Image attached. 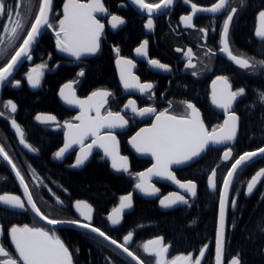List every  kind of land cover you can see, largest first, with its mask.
Returning a JSON list of instances; mask_svg holds the SVG:
<instances>
[{
  "label": "snow or ice",
  "instance_id": "1",
  "mask_svg": "<svg viewBox=\"0 0 264 264\" xmlns=\"http://www.w3.org/2000/svg\"><path fill=\"white\" fill-rule=\"evenodd\" d=\"M184 2L187 4L189 0H184ZM33 3L34 0H23V3L10 6L5 3V0H0V16L6 17L8 21L2 25V33H0V55H5L8 49L17 40L21 39L20 34L25 32L26 22H30V27L26 29V35L22 36V42L15 48L14 53L11 54L10 59H7L3 67H0V85H5L9 82L12 83L13 87L20 85L21 82L19 80H12L13 73L24 60L32 61V50L46 29H50L54 33L57 50L74 57L76 60H80L84 55H95L100 50L101 37L105 25L100 22L95 14H108V10L102 3V0H88L87 3L81 2V0H64L63 15L58 19V23L56 24L52 22L54 0H38V10L35 11L34 19L28 21L27 17L32 12ZM131 3L136 5L141 11L147 12L149 18L147 23L144 24V28L150 31L154 27L153 15L162 9H168L173 5L174 0H159V3H146L145 0H131ZM240 3L243 6L244 0H240ZM229 4L230 0H215L214 3L206 7H198L196 3H191L190 14L181 15L180 21L186 28H193L194 18L197 14L201 12L210 13L215 17L226 11ZM21 8H23V11H18ZM237 11L236 7H231V10L227 12V16L223 20L219 51L225 54L226 58L240 70H245L246 75H255L258 71L264 70V59L255 60L237 56L230 49V25ZM257 21L254 35L261 41H264V9L258 12ZM124 23L125 20L115 14L111 15V18L108 20V24L112 29H116ZM199 31L206 36L208 29L200 28ZM148 44V40L142 41L135 48V54L145 58L147 64L154 69L170 71L169 65L161 63L158 59L148 58ZM114 51L117 53L116 65L120 71V80L124 89H135L141 94H150L154 85L150 82L141 83L138 77L133 75L131 71L135 67L133 61L121 57L119 55V48H115ZM176 51L179 52L181 49H176ZM184 55L188 61L185 65L186 69H193L191 74L196 76L198 73L195 71L196 65L192 63V50L188 49ZM46 67V64L41 63L29 69L26 78L32 88L40 86V77L43 75V69ZM84 74V71L81 70L77 75L84 76ZM261 74H264V71ZM66 90L68 91L66 92ZM245 94L246 89L244 87L233 90L228 76L220 75L212 81L211 103L216 108L223 110L226 119L222 125L213 127L210 131L205 126L199 110L191 102H182L187 110L186 114L176 115L170 113L167 109L157 112L151 106L137 108L136 102L129 100L125 105V109H130L134 115L144 117L155 114V120L152 125L149 128L140 129L129 141L138 153L149 154L155 160V163L146 172L137 174L139 181L135 184V188L146 196L155 195L158 189L149 183V179L152 176H157L172 181L184 193L195 197L197 195V184L192 180L181 182L173 174L170 166L187 164L194 158L199 157L210 146L231 145L237 137L239 122V117L233 110V104ZM60 96L66 104L78 106L80 114L74 118L79 121L78 124L65 122L64 127L67 129L64 133L65 142L63 147L54 153V157L56 159L62 158L73 145L78 144L80 145V152L77 154L72 167H80L88 160L92 149L99 147L103 149L104 155L112 160V167L116 171L129 172L128 158L119 154L118 141L112 131L114 129L125 128L129 121L119 112L107 111L106 114L101 113V108L107 103V98L112 96V93L107 90H97L92 92L87 99H79L76 97L73 84L70 82L62 86ZM149 98H152L151 95H149ZM259 101L264 103V91L259 92ZM169 106L171 107V104ZM3 107L10 113L17 112V105L11 99L4 102ZM92 112L95 113L94 116L90 115ZM4 116L5 113L0 112V117ZM35 119L40 123L55 122L56 120L52 115L42 114H38ZM10 124L19 138V143L32 152L37 151L26 142L24 130L15 118H11ZM101 129L108 131L101 135ZM89 137L92 138V141L85 146L84 142ZM232 155V149L228 147L223 152L222 159L228 161ZM258 156L264 157V147H259L253 151H245L235 158L223 178L222 186L219 188L216 264H221L223 255L226 212L229 206V191L233 184V178L241 168L251 164ZM0 157L11 166V170L18 180L24 196L22 200L19 195H0V205L5 210H23L27 204L36 217L41 221H45L47 225L52 226V229H46L45 227H30L28 225L19 227L13 225L8 230V235L15 249V258L0 242V258H3L0 259V264H74L73 252L70 251L65 242L53 230L61 224H68L95 233L117 249H120L135 264H145L138 255L127 247L133 239V232H128L123 236V242L118 243L116 239L111 238L100 228L93 226V209L87 202L76 201L74 203V208L79 213V219L61 220L49 218L37 206L24 174H22L21 170L2 146H0ZM31 174L35 177V170H32ZM215 176L216 169H212L211 174L207 176V187L209 190L215 191L217 189ZM262 181H264V168L257 170L247 181L244 194H253ZM58 203H62V201L58 200ZM159 203L164 208H171L180 204L188 205L189 201L185 195L173 192L169 196L160 199ZM237 203V199L233 197L230 206L235 208ZM132 206L131 193L121 196L119 206L112 209V212L107 216V220L112 226L119 225L124 211L131 209ZM260 231L264 232V227ZM0 235H3L2 228H0ZM168 247L160 237L151 239L142 245L143 252L155 258V264H201V257L205 255L208 246L205 245L201 248L199 256L194 261L191 254L180 255L169 261L167 259ZM230 264H243L240 254H236L231 259Z\"/></svg>",
  "mask_w": 264,
  "mask_h": 264
},
{
  "label": "flooded vegetation",
  "instance_id": "2",
  "mask_svg": "<svg viewBox=\"0 0 264 264\" xmlns=\"http://www.w3.org/2000/svg\"><path fill=\"white\" fill-rule=\"evenodd\" d=\"M81 2H88V0H81ZM146 3H159V0H145ZM215 0H189V3H185L184 0H177L173 6L169 9L161 11L153 15V24L154 27L152 30H147L144 28V24L147 23L148 14H143L141 12L136 11L129 0H102V3L108 10V14H95L101 23L105 25L104 32L101 37L100 50L95 55H84L80 58V60H76L74 57L68 56L65 53H61L57 50L55 46V36L52 30L46 29L44 33L40 36L38 43L35 45L32 50V61L24 60L23 63L19 66L16 72L13 74L12 80H19L21 83L18 87H13L12 83H6L0 90V112H4L5 116L0 117V146L4 147L8 152L10 157L13 159V162L17 165V167L21 170L22 174H24L25 179L29 185V189L33 195L34 201L37 203V206L41 209V211L49 216V218L61 219V220H71L78 219L73 211L72 204L75 201H84V200H74L72 202H68L66 199V191L63 187L57 186L54 183H50L49 180H46V177L50 178L48 172H45V181L44 187H37V179L31 174L32 170H35V159L40 157L39 149L31 142L30 135L32 132L36 131L38 135H42L46 138L47 143L53 137L59 139L56 146L52 149V152L49 155V159L53 161L55 164L62 165L65 170L68 167L71 170H80L90 159L96 158L103 163L106 164L108 171L112 174L123 175L127 177L132 173V170H136L134 176V184L132 191L129 192L132 194V210L130 213H126L122 215L121 223L117 226H112L110 222L107 220L108 214L112 212V209L109 210L104 216L96 217L95 210L93 209V220L92 224L96 227L98 222L102 223L105 229L110 232H119L121 229L122 223L125 221V217L132 213L134 209V198L137 197L143 201L144 200L139 196L133 194L134 186L137 183V174L145 169H147L151 162L145 159L137 158L133 152L129 149L127 145L128 139L135 134L141 128L148 127L151 125L153 119L155 118V114L148 119L146 117H140L134 115L130 109H127V112L123 111V108L128 103L129 100H134L136 102L137 108L144 107H154L157 112L164 111L167 109L170 113L176 115L186 114L185 105L182 102H191L193 103L201 114V118L205 123V126L210 131L213 127H218L222 125L226 116L222 109L216 108L211 103V93H212V81L220 75L228 76L230 80V84L232 85L233 90H237L234 83V74L237 71H245L240 70L237 66L231 63L225 54L220 53L219 51V41H220V32L222 29L223 20L227 16V12L231 10V7H236L238 9L237 13L234 16V19L230 25L229 31V42L230 49L234 55L242 56L244 58H249L244 56L241 53V49L235 44L232 36L233 25L239 18V14L241 10L244 8V4L248 2V0H244L243 6H241L240 0H230L229 7L222 14L217 16H213L210 13H199L194 18V27L186 28L180 21L181 15L190 14L191 12V3H196L198 7H206L210 6L214 3ZM5 3L10 6H15L17 3H23V0H5ZM64 0H54L53 3V15L52 22L53 24L58 23V19L62 17L63 13L61 12ZM38 10V0H34L32 6V12L28 14V21L34 19L35 11ZM18 11H23V8L18 9ZM118 15L125 20L123 25L118 26L116 29H112L108 24V20L111 18V15ZM258 14V13H257ZM254 19V28L252 30V39L256 42H263L258 40L254 36L256 17ZM7 18L0 16V33H2V25L7 23ZM30 27V22H26L25 24V32L21 33V39L17 40L14 45H12L9 49L12 50L11 54L14 53L16 47H18L19 43L22 42V36L26 35V29ZM200 28L208 29L207 35L200 32ZM137 33V38H135L132 43H130V39L132 37L133 32ZM125 34V36H124ZM170 39V47L168 51L162 53L161 46L162 42L167 38ZM148 40V58L158 59L161 63L167 64L170 67V71L158 70L150 67L145 58L139 57L135 54V48L139 46V44ZM42 41H44L46 47L45 51H43L39 46L42 45ZM128 41V42H127ZM43 46V45H42ZM38 47V48H37ZM115 48H119V55L126 59H131L135 67L131 70L133 75L138 77L141 83H152L154 85L150 94H141L139 91L135 89H130L128 92L121 86L117 70L115 67V61L117 59V53L114 51ZM176 49H181V51H176ZM191 49L193 53L192 63L196 65L195 71L198 73L196 76H193L191 72L193 69H186L185 65L188 62L184 53ZM103 50L110 52L111 58V67L113 70L114 82L116 85L107 86L100 85L91 88L84 87V76H78L77 74L83 70L84 73L89 65V63L100 58ZM211 50V52H209ZM11 54L7 59H10ZM250 59V58H249ZM7 62V60H6ZM5 62V63H6ZM4 63V64H5ZM44 63L47 65L46 68L43 69V75L40 77V86L37 88H32L26 78V74L28 73L31 67H34L36 64ZM0 60V67H3ZM71 69L72 74L69 78L64 79L58 82L54 88V98L58 105V109L55 112L51 111H27L21 108L22 104L25 102H31V98L33 97L39 99L45 95L50 87V82L47 80L49 77L54 75L58 69ZM73 84V90L75 95L79 99H86L92 92L97 90H107L112 93V96L107 98V103L104 104V107L101 108V113L106 114L107 111L119 112L121 115L125 117L126 120L129 121L128 125L125 127V131L116 133V138L119 144V153L121 156L128 158L129 172L127 173H115L109 166V163L105 161L102 155L98 152H93L89 155L88 160L80 167L74 168L72 167L75 157L80 151V145H76V149L66 154L64 157L60 159H56L54 157V153L57 152L64 144V133L66 128L64 127L65 122H70L72 124H78L79 121L74 118L80 114V110L78 109H68L61 105L58 94L63 85L66 83ZM151 95V99L149 98ZM36 96V97H35ZM11 99L17 105V112L10 113L4 107L3 104L7 100ZM38 99H35L37 101ZM171 104V107L169 106ZM238 101L233 104V110L236 112V106ZM38 114L42 115H52L56 118L55 122L49 123H40L35 117ZM237 114V113H236ZM90 115H95L94 112L90 113ZM11 118H15L21 128L24 130L26 142H28L33 148L37 151L28 152L25 151L20 143L19 138L17 137L15 130L11 128L10 120ZM239 129V122H238ZM239 133V131H238ZM105 133H101L103 135ZM238 137V135H237ZM237 139V138H236ZM92 141V140H91ZM91 141L85 142V146L90 144ZM236 142V140H235ZM235 145V143H234ZM234 145L231 147L233 149ZM228 148V147H227ZM218 151L220 154V158L222 161V154L226 150L225 149H208ZM205 152V154L207 153ZM204 154V155H205ZM204 155L202 157H204ZM201 157V158H202ZM200 158V159H201ZM200 159L195 161L194 163L173 170V174L176 176L177 173H181L186 170L189 166L197 163ZM147 162L148 165L144 168H141L143 163ZM30 166V167H29ZM230 167V166H229ZM241 170V169H240ZM239 170V171H240ZM238 171V172H239ZM227 172V171H226ZM211 174V172L209 173ZM208 174V175H209ZM226 174V173H225ZM224 174V176H225ZM238 174V173H237ZM236 174V175H237ZM235 175V177H236ZM223 176V178H224ZM177 177V176H176ZM234 177V179H235ZM0 195H19L21 199H24V196L14 179L12 174L11 166L8 165L5 161H3L2 157H0ZM218 172L216 171L215 181L216 184L218 182ZM222 178V181H223ZM178 179V178H177ZM233 179V182H234ZM179 180V179H178ZM181 182H186L188 180H180ZM221 181V184H222ZM220 184V187H221ZM156 188L158 189V193L155 199L149 201H155L156 208L160 212L172 211L174 209L186 208L189 207L190 203L195 199L189 198L188 205H176L166 210H161L158 207V200L166 194L173 193L174 190L163 184L154 183ZM219 187V188H220ZM232 187V186H231ZM246 187V186H245ZM205 188L209 195H212L216 192V190L212 193L209 192L207 187V178L205 182ZM231 190V189H230ZM36 192L40 193V196L36 194ZM127 193V194H129ZM245 193V188L244 192ZM126 194V195H127ZM125 196V195H124ZM230 197V191H229ZM245 197V194H244ZM251 197V196H250ZM245 197V198H250ZM218 198H219V190H218ZM62 201V203H58ZM86 202V201H84ZM120 198L118 200L119 205ZM26 204V201H25ZM90 205V204H89ZM114 207V208H115ZM218 207V205H217ZM22 227L24 225H28L30 227H45L38 220L35 219L33 214L30 212L27 204L25 209L17 210V209H7L5 210L2 205H0V228L3 229V235H0V242H2L5 249L13 255L15 258V249L11 244L10 237L8 235V230L13 226ZM46 229H50L45 227ZM64 229L70 228H60L53 229L56 234L62 239L61 231ZM75 230V229H72ZM127 230V229H126ZM123 232L126 235L128 232ZM78 232L84 233L90 237L95 238L94 236L81 231L76 230ZM123 235V236H124ZM122 236V238H123ZM160 237V236H159ZM118 243H122L123 239L119 235ZM157 238V237H156ZM162 238V237H160ZM98 240L97 238H95ZM163 239V238H162ZM100 241V240H98ZM149 241V240H148ZM104 244L102 241H100ZM132 242V241H131ZM131 242L127 245L129 248L131 246ZM147 241H143L139 244L135 245L136 255H138L141 260L145 262V264H155V258L148 256L143 252L142 245ZM164 243V241H163ZM166 244V243H164ZM107 246L106 244H104ZM168 245V253L167 259L170 261L171 259L180 256V255H188L191 254L193 261L197 256H199L200 250L197 253L187 252V253H177L171 255V248ZM208 246V245H207ZM110 248L113 253L115 252L116 258H123L126 260L123 264H131L125 257H123L116 250ZM210 252L209 246L205 252V255L201 257V264H204L206 256ZM213 252V250H212ZM114 253V254H115ZM213 254V253H212ZM3 259V258H0Z\"/></svg>",
  "mask_w": 264,
  "mask_h": 264
},
{
  "label": "trees",
  "instance_id": "3",
  "mask_svg": "<svg viewBox=\"0 0 264 264\" xmlns=\"http://www.w3.org/2000/svg\"><path fill=\"white\" fill-rule=\"evenodd\" d=\"M264 9V0H248L238 15L239 18L233 25L232 36L235 44L241 49V53L250 59H264V41L256 42L252 39L255 15ZM138 32H133L130 43L137 38ZM125 36V34H124ZM128 42V41H127ZM170 39L162 42V53L168 51ZM43 45V46H42ZM39 46L45 51V43ZM38 48V47H37ZM8 49L5 55H0L4 64L12 53ZM1 64V65H2ZM260 70L255 75H246L245 71H237L234 74L236 89L244 87L246 94L239 98L236 113L239 117V133L232 149V157L228 161H222L218 151L209 150L197 163L189 166L176 176L179 180H192L197 184V195L189 207L160 212L155 201H143L134 198V209L125 217L119 232H110L98 222L100 228L111 238L118 241L125 232H133V239L129 249L136 253L135 245L143 241L162 237L164 243L171 248V255L177 253H197L205 245L210 252L206 256L204 264H213V240L216 226L218 190L224 173L231 163L245 151H253L264 146V103L259 101V92L264 91V74ZM71 69H58L47 80L50 82L48 91L40 99L25 102L21 106L27 111H51L55 112L58 105L54 98L56 84L71 76ZM100 85L114 86L113 70L111 67L110 52L103 50L99 59L90 62L84 76V87L91 88ZM36 97V96H35ZM31 142L39 149L40 157L35 159V178L37 187L43 188L45 172L50 183L63 187L66 191L68 202L84 200L90 204L96 217L104 216L109 210L118 204L121 196L132 191L134 174L127 177L116 175L108 171L106 164L92 158L80 170H64L62 165L55 164L49 159L52 149L59 139L51 138L47 143L46 138L38 135L36 131L30 135ZM55 149V148H54ZM148 165L144 162L141 168ZM260 168H264V157L242 168L236 175L230 190L229 206L227 208L225 240H224V264L240 254L243 264H264V181L250 198L244 197V188L251 176ZM216 169L218 182L216 192L209 195L205 188L208 174ZM40 196L39 192H36ZM237 199V206H230L231 199ZM63 242L73 252L74 264H123L126 260L116 258V253L102 244L100 241L84 233L72 229L61 231ZM78 250V251H77ZM116 255V256H114ZM124 261V262H123Z\"/></svg>",
  "mask_w": 264,
  "mask_h": 264
},
{
  "label": "water",
  "instance_id": "4",
  "mask_svg": "<svg viewBox=\"0 0 264 264\" xmlns=\"http://www.w3.org/2000/svg\"><path fill=\"white\" fill-rule=\"evenodd\" d=\"M130 1V3H131V0H129ZM177 0H174V3L176 2ZM87 3V2H86ZM174 3H173V5H174ZM131 5H132V7L136 10V11H138V12H141V13H143V14H147V12L146 11H141L136 5H133L132 3H131ZM173 5H171V6H173ZM170 6V7H171ZM169 7V8H170ZM168 8V9H169ZM62 9H63V6H62ZM164 10H166V9H162L161 11H164ZM160 11V12H161ZM61 12L63 13V11L61 10ZM159 13V12H158ZM257 23H258V21H257V17H256V24H255V28H256V26H257ZM255 36V35H254ZM40 38V37H39ZM256 39H258L257 37H255ZM258 40H260V39H258ZM34 49V48H33ZM23 63V62H22ZM21 63V64H22ZM20 64V65H21ZM19 65V66H20ZM19 66L17 67V69L19 68ZM115 67H116V70H117V75H118V80H119V82H120V84H121V86L123 87V84L121 83V80H120V71H119V69H118V67H117V65H116V61H115ZM16 69V70H17ZM133 69V68H132ZM131 69V70H132ZM16 70H15V72H16ZM14 72V73H15ZM13 73V74H14ZM3 87V85H0V90H1V88ZM62 88V87H61ZM124 88V87H123ZM68 90H66V92H67ZM126 92H128V90H126ZM58 98H59V101H60V103H61V105H63L64 107H66V108H68V109H78V110H80L79 109V107L78 106H75V105H68V104H66L65 102H64V100H62L61 99V96H60V91H59V94H58ZM87 99V98H86ZM123 111L124 112H127V109H125V107L123 108ZM152 116V114L151 115H148V116H144V117H146L145 119H148V118H150ZM143 117V118H144ZM155 120V118L153 119V121ZM153 121H152V123H153ZM152 123H151V125H152ZM150 125V126H151ZM150 126H148V127H144V128H149ZM142 129V128H141ZM140 130V129H139ZM138 130V131H139ZM65 131H67V129L65 130ZM108 130H106V129H101V133H106ZM113 131V133L114 134H116V133H118V132H123V131H125V128H123V129H114V130H112ZM138 131H136V132H138ZM238 131H239V129L237 130V135H238ZM136 132H135V134H136ZM134 134V135H135ZM134 135H132V136H134ZM131 136V137H132ZM131 137L128 139V141H127V145H128V147H129V149L133 152V154L137 157V158H139V159H145V160H148V161H150L151 162V165L147 168V169H149V168H151L152 167V165L155 163V160L153 159V157L151 156V155H149V154H142V153H138L137 151H136V149L129 143V141H130V139H131ZM237 138V137H236ZM91 141L92 140V138L91 137H89L87 140H85V142H87V141ZM236 140V139H235ZM64 142H65V135H64ZM84 142V143H85ZM234 143H235V141H233L232 142V144L231 145H213V146H210L208 149H225V148H227V147H232L233 145H234ZM21 145V144H20ZM64 145V144H63ZM87 146V145H86ZM21 147L25 150V151H28V152H30V153H32L30 150H28V149H26V148H24L23 147V145H21ZM63 147V146H62ZM262 147H264V146H262ZM76 149V145H73L72 146V148H70L65 154H64V156L66 155V154H68V153H70L71 151H74ZM118 149H119V144H118ZM207 149V150H208ZM206 150V151H207ZM205 151V152H206ZM80 152V151H79ZM78 152V153H79ZM93 152H98V153H100L101 155H102V157H103V159L105 160V161H107L108 163H109V166H110V168L115 172V173H124L125 174V172H123V171H116L113 167H112V160L109 158V157H107V156H105L104 155V151H103V149L102 148H99V147H94L93 149H92V152H91V154L93 153ZM205 152H203L199 157H196V158H194L192 161H190V162H188L187 164H184V165H171L170 166V169L173 171V170H176V169H180V168H183V167H186V166H188V165H190V164H192V163H194L195 161H197L198 159H200L204 154H205ZM90 154V155H91ZM120 154V153H119ZM63 156V157H64ZM222 156H223V154H222ZM76 157H77V155H76ZM76 157H75V160H76ZM261 158H263V157H260V156H258V157H256L252 162H254V161H256V160H259V159H261ZM75 160H74V163H75ZM86 162V161H85ZM234 162V161H233ZM251 162V163H252ZM73 163V164H74ZM231 166V165H230ZM81 167V166H80ZM80 167H74V168H80ZM128 167H129V165H128ZM246 167V166H245ZM230 168V167H229ZM228 168V169H229ZM244 168V167H243ZM147 169H145V170H143V171H141V172H146L147 171ZM242 169V168H241ZM140 173V172H139ZM227 173V172H226ZM238 173V172H237ZM12 174H13V176H14V179H15V181L17 182V184H18V186H19V188H20V190H21V192H22V194H23V190H22V188H21V186H20V184H19V182H18V180L16 179V177H15V174L12 172ZM226 175V174H225ZM235 177V176H234ZM234 179V178H233ZM139 181V177H138V175H137V182ZM149 183L151 184V185H153L155 188H156V186L154 185V183H159V184H163V185H167V186H169V187H171L173 190H174V192H177V193H181V194H183V195H185V196H188L189 198H193V197H191V196H189V195H187L186 193H184V191L182 190V189H180L179 188V186L178 185H176L175 183H173L172 181H169V180H167V179H164V178H161V177H157V176H152L150 179H149ZM222 183H223V181H222ZM261 184V183H260ZM260 184L258 185V187L260 186ZM221 186H222V184H221ZM257 187V188H258ZM257 188H256V190H257ZM157 189V188H156ZM208 190H209V188H208ZM255 190V191H256ZM245 191H246V187H245ZM254 191V192H255ZM209 192L210 193H212V192H214L213 190H209ZM254 192H253V194H254ZM157 193H158V191H157ZM157 193L155 194V195H153V196H146V195H144L143 193H141L138 189H136L135 188V186H134V191H133V194H135L136 196H139V197H141L142 199H144V200H153V199H155L156 198V196H157ZM171 193H169V194H166V195H164L163 197H165V196H169ZM253 194H251V195H245V197H250V196H252ZM163 197H161L160 199H163ZM160 199L158 200V207H159V209H161V210H166V209H169V208H164V207H162L161 205H160V203H159V201H160ZM76 202V201H75ZM74 202V203H75ZM218 202H219V198H218ZM74 203L72 204V211H73V213H74V215L79 219L80 217H79V213L76 211V209L74 208ZM119 204H120V202H119ZM119 206V205H118ZM117 206V207H118ZM174 207V206H173ZM29 210H30V208H29ZM131 210H132V208L131 209H127V210H125L124 211V213L123 214H126V213H130L131 212ZM218 211H219V203H218V207H217V217H216V226H215V233H214V240H213V264H216V260H215V255H216V227H217V221H218ZM30 212L33 214V216L35 217V219L36 220H38L39 221V223H41L43 226H45V227H47V228H50V229H52V226H50V225H47L46 224V222L45 221H41L38 217H36L35 216V214L30 210ZM92 214H93V211H92ZM122 214V215H123ZM226 215H227V212H226ZM60 228H70V229H75V230H81V231H84V232H86V233H88V234H90V235H92V236H94L95 238H97L98 240H100V241H102L104 244H106L107 246H109V247H111L112 249H114V250H116L118 253H120L123 257H125L128 261H130V263L131 264H135V262L134 261H132L125 253H122L121 252V250L120 249H117L114 245H111L108 241H105L102 237H99L98 235H96L95 233H91L90 231H87V230H85V229H82V228H79V227H75V226H70V225H68V224H61V225H58V226H56L54 229H60ZM221 264H224V246H223V255H222V258H221ZM228 264H230V262L228 263Z\"/></svg>",
  "mask_w": 264,
  "mask_h": 264
},
{
  "label": "rangeland",
  "instance_id": "5",
  "mask_svg": "<svg viewBox=\"0 0 264 264\" xmlns=\"http://www.w3.org/2000/svg\"><path fill=\"white\" fill-rule=\"evenodd\" d=\"M225 174V173H224ZM224 176V175H223Z\"/></svg>",
  "mask_w": 264,
  "mask_h": 264
}]
</instances>
